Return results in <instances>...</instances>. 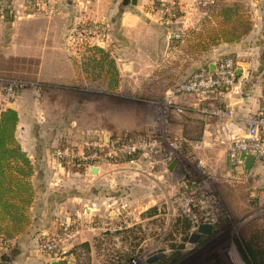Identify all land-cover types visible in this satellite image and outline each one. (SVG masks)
Wrapping results in <instances>:
<instances>
[{
	"label": "crops",
	"instance_id": "0c3cea01",
	"mask_svg": "<svg viewBox=\"0 0 264 264\" xmlns=\"http://www.w3.org/2000/svg\"><path fill=\"white\" fill-rule=\"evenodd\" d=\"M9 1L13 8L0 5V76L38 83L41 89L23 91L11 109L18 117L16 140L33 166L34 201L26 233L11 242L18 244H12L10 253H0L7 263L22 264L37 239L56 234L71 221L119 216L117 191L126 165L88 170L60 166L52 158L56 147L79 148L101 143L106 135L116 138L162 129L199 164L226 182L233 181L226 169L228 147L243 136L247 116L264 109V0H235L248 8L251 30L238 43H221L206 53L189 50L214 8L206 0H178L182 10L169 28L155 0L135 4L134 0H68L51 17L25 13L21 2ZM73 21L97 22L109 30L99 48L110 54L117 70L113 96L89 92L78 78L64 44ZM170 28L181 31L183 40L170 41ZM223 56H232L237 68L234 90L217 101L219 107H227L228 115L205 117L194 109L193 97L171 93L177 83ZM140 94H146L144 101L133 98ZM158 101L167 107L168 121L158 120ZM137 166L136 174L150 181L151 202L166 200L154 188L170 178L168 165ZM254 171L262 174L264 184V167Z\"/></svg>",
	"mask_w": 264,
	"mask_h": 264
},
{
	"label": "rangeland",
	"instance_id": "374dc122",
	"mask_svg": "<svg viewBox=\"0 0 264 264\" xmlns=\"http://www.w3.org/2000/svg\"><path fill=\"white\" fill-rule=\"evenodd\" d=\"M15 1L21 2L25 13L51 17L68 0ZM11 2L0 0V5L13 8ZM13 14H8V18L13 20ZM93 23L73 21L66 31L64 44L85 88L89 92L111 97L114 92L106 84L107 77L113 78L109 59L93 51V48L102 45L98 43L96 36L84 32L86 24ZM108 31L106 30L107 34ZM141 96L133 95V98L144 101L146 94ZM155 106L158 120L168 121L167 107L159 101ZM141 136L157 142L168 156L166 165L173 161L177 163L179 171L176 175L170 174V178L163 181L165 184L160 183L159 187L154 188L156 195H166V200L151 202V195L148 193L153 192L149 189V179L136 174L139 171L137 165L146 166L145 159L137 157L116 164L126 165L120 175L122 184L117 191L120 198L117 219L109 217L107 220L89 223L82 220L71 221L66 224L71 235L64 246V253L54 255L41 247L47 238L60 234L62 226L56 234L37 239L31 252L20 263L264 264V207L254 203L252 199L253 193L264 188L260 181L262 174H256L249 182H226L223 176L199 164L196 157L185 151L177 140H173L162 129L154 133L128 134L127 138ZM169 142L174 143L175 148L169 149ZM158 158L160 159H156ZM228 168L227 162L226 169ZM162 185L167 187L160 188ZM196 186L199 187L195 188ZM193 190L199 193L197 206H191L188 210L185 200ZM163 192L166 194H162ZM200 224L212 225L211 234H198L196 230ZM12 241L4 242L0 237V253H10L7 251L18 244L15 242L12 245ZM156 254H162L163 257L147 262ZM10 263L11 261L7 263L0 256V264Z\"/></svg>",
	"mask_w": 264,
	"mask_h": 264
},
{
	"label": "built area",
	"instance_id": "2783aa9c",
	"mask_svg": "<svg viewBox=\"0 0 264 264\" xmlns=\"http://www.w3.org/2000/svg\"><path fill=\"white\" fill-rule=\"evenodd\" d=\"M206 1L209 5H214L218 1L231 2L235 0ZM154 6L157 7L167 28L182 10L178 0H155ZM86 25L84 32L96 36L98 43L104 45L108 39L107 27L100 23ZM168 38L170 41H182L184 34L170 28ZM236 69L233 57L223 56L212 65V70L208 66L197 69L187 79L177 83L171 93L193 97L195 100L194 109L205 117H223L229 112L227 107L224 109L219 107L217 101L220 96L234 90L237 80ZM28 89L40 91L41 87L34 82L0 76V113L7 106L13 104L23 91ZM262 100L264 103V96ZM178 112H183V110L180 109ZM167 145L169 149L175 148V144L172 142ZM245 152L255 153V162L249 173L243 171L242 162L239 160L240 154ZM137 157L145 159L147 161L146 166L150 169L159 164L166 165V162L169 161L167 154L161 150L157 142L144 136L109 138L107 143L104 141L88 143L79 148L63 146L52 150V158L58 165H70L85 170L98 168L102 165H116ZM157 157L160 159H156ZM227 161L232 180L240 183L249 182L255 177L254 169L256 166L264 167V109L247 116L243 136L233 139L228 147ZM198 195L196 190L189 194L190 197L185 200L188 210L191 206L196 208ZM252 197L254 203L264 207V188L253 193ZM68 228L69 226L66 224L63 225L62 232L47 238L41 245L42 249L54 255L64 253V246L71 235Z\"/></svg>",
	"mask_w": 264,
	"mask_h": 264
},
{
	"label": "trees",
	"instance_id": "16d2710c",
	"mask_svg": "<svg viewBox=\"0 0 264 264\" xmlns=\"http://www.w3.org/2000/svg\"><path fill=\"white\" fill-rule=\"evenodd\" d=\"M209 18L194 35L189 50L206 53L221 43H238L251 30L252 22L248 8L238 1H218ZM109 59L113 80L106 78L109 90L114 92L118 74L110 54L93 48ZM109 81V82H108ZM111 81V82H110ZM17 113L5 109L0 113V237L11 241L20 236L30 225L29 209L34 201L32 185L33 166L15 137ZM140 135V134H137Z\"/></svg>",
	"mask_w": 264,
	"mask_h": 264
},
{
	"label": "water",
	"instance_id": "95a60500",
	"mask_svg": "<svg viewBox=\"0 0 264 264\" xmlns=\"http://www.w3.org/2000/svg\"><path fill=\"white\" fill-rule=\"evenodd\" d=\"M132 4H135V0L132 1ZM209 68H210V70H212V66ZM12 108L13 107L11 104L10 109H12ZM108 141H109V136L106 135L104 138V142L107 143ZM239 160L242 162L243 171L245 173H249L251 171L253 165H254V162H255V153L254 152L241 153L239 156ZM176 165H177L176 161H173L167 167V170L170 172V174L172 176H175L176 173L179 171V169ZM180 181H182V179ZM212 229H213V227L210 224H200V225H198L196 231L198 234L210 235L212 232ZM190 241L192 242V240H190ZM162 257H163L162 254H156V255L152 256L150 259H148L147 262H149V263L154 262L156 260H159ZM52 264H58V263H52Z\"/></svg>",
	"mask_w": 264,
	"mask_h": 264
}]
</instances>
